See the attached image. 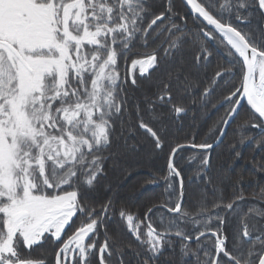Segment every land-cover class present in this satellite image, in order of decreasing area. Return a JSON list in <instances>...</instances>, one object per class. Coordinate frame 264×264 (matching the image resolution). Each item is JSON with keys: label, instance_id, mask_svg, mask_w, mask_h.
<instances>
[{"label": "snow or ice", "instance_id": "obj_1", "mask_svg": "<svg viewBox=\"0 0 264 264\" xmlns=\"http://www.w3.org/2000/svg\"><path fill=\"white\" fill-rule=\"evenodd\" d=\"M254 19L264 21V0H0V264H47L22 254L45 243H54L52 264H126L131 244L112 241L107 228L99 240L117 215L144 249H132L135 264H155L173 238L185 256L195 241L197 264H264V191L253 199L237 182L231 192L214 187L211 203L202 194L195 212L182 207L175 158L186 147L201 149V170L208 169L211 143L170 148L163 177L170 195L143 219L111 198L97 207L89 196L106 175L105 162L118 163L132 115L155 148L167 147L152 125L162 115L157 109L185 112L173 98L194 81L168 66L186 45L196 48L191 63L200 69L216 50L227 57L200 90L209 103L222 89L217 103L226 111L216 136L242 119L241 128L260 130L253 142L264 151V27L253 28ZM152 45L150 54L138 51ZM140 55L132 69L161 73L157 91L142 101L130 97L121 71ZM130 83L138 86L135 77Z\"/></svg>", "mask_w": 264, "mask_h": 264}, {"label": "trees", "instance_id": "obj_2", "mask_svg": "<svg viewBox=\"0 0 264 264\" xmlns=\"http://www.w3.org/2000/svg\"><path fill=\"white\" fill-rule=\"evenodd\" d=\"M164 2L165 0H157L158 4ZM177 2L179 3V0ZM189 25L191 26V21ZM252 27H264V21L254 19ZM154 47L155 45L139 48L138 51L142 54H150ZM195 51L194 46L186 45L177 54L175 61L168 66L170 71L180 70L181 73L189 74L194 81V86L174 95L175 106L184 107L185 112L177 115L171 110L172 106L157 109L162 115L159 121L152 126L154 130L159 129L158 134L165 139L167 147L155 148L152 138L136 126V117L132 115L130 120L124 124L118 163L114 164L111 159L105 162L106 175L100 179L96 189L89 193L91 201L97 207L111 198L117 202V207L123 205L126 210L139 214L143 219V213L147 207L160 204L170 195L163 181V177L168 175L166 153L170 148L177 143L190 145L207 142L212 144L217 140V125L226 111L225 107L216 109L222 89L217 90V95L212 97L209 103L201 102L200 90L207 83L208 76L212 75L213 69L223 65L226 59L214 52L213 57L210 58L212 63L207 68L200 69L191 63ZM143 58H145L144 55L130 57L129 64L121 69L122 73L127 72L129 76L128 93L130 97L140 101L143 100L145 94L152 95L157 91L156 77L161 75L159 72L153 75L154 70L151 69L148 76H152V79L149 80L145 79L147 77L145 74L141 76L140 72L134 71L131 68V59ZM181 64H183L182 68ZM133 77L137 79V87H133L130 83ZM173 91L175 93V88ZM213 104H216V107H213ZM146 122H148L147 118ZM242 123V119H236L222 144L208 152L211 165L208 169L201 170L200 160L204 152L184 149L177 154L175 163L184 178L185 202L183 207L188 211L198 210V202L202 194H206L208 202L211 203L214 187H218L221 191L231 192L233 185L239 182V188L246 196L253 199L264 191V172L259 170V166L264 164V151L258 149L253 142L261 140L260 130L250 126L241 128ZM242 139L243 144L240 143ZM237 151L240 153L239 157L236 156ZM178 187V178H173V188L178 189ZM156 215L160 216L163 213ZM154 226L159 228L155 221ZM105 228L112 241L131 244L132 249L144 253L142 246L120 221L118 215L112 217L106 225L100 228V241L104 239ZM184 228L186 231H192L193 225L188 222L184 224ZM188 243L192 251L185 256L181 242L173 238L171 245L164 247L155 264H197V256L194 254L197 245L195 242ZM53 249L54 243H45L43 246H34L33 249L25 248L22 254H30L34 259L45 258L47 264H52ZM132 249L125 248L124 250L126 264L129 261L135 264L136 258L132 254ZM44 253L46 256L43 255ZM200 256H203L202 252Z\"/></svg>", "mask_w": 264, "mask_h": 264}, {"label": "water", "instance_id": "obj_3", "mask_svg": "<svg viewBox=\"0 0 264 264\" xmlns=\"http://www.w3.org/2000/svg\"><path fill=\"white\" fill-rule=\"evenodd\" d=\"M150 70H151V69H150ZM150 70H149V72H150ZM149 72H148V73H145L146 76L149 75ZM245 106H246V107H249V106H247V105H245ZM222 107H224V106H222L221 104H219L218 107H217L216 109H220V108H222ZM249 110H250V108H249ZM234 121H235V120L229 122V126L225 129V135H224L223 137H218L219 140H221L222 142L224 141V139L226 138V135H227V133H228V130H229V128L231 127V125L233 124ZM222 142H219V143H218L217 140H216L214 143H212V144H213V147H212L211 149H208L207 151H208V152L213 151V150L216 149L218 146H220V145L222 144ZM184 149H190V150H194V151H197V152H204V150H201V149H194V148H191V147H186V148H184ZM184 149H182V150H184ZM178 179H179V178H178ZM184 202H185V195H184L183 205H184ZM183 205H182V207H183ZM74 219H75V218H74ZM190 242H195V241H190Z\"/></svg>", "mask_w": 264, "mask_h": 264}, {"label": "flooded vegetation", "instance_id": "obj_4", "mask_svg": "<svg viewBox=\"0 0 264 264\" xmlns=\"http://www.w3.org/2000/svg\"><path fill=\"white\" fill-rule=\"evenodd\" d=\"M215 53H217L219 56H221L222 58H225V59H227V57H226V55H225V53L223 52V51H220V50H216V51H214ZM212 58V57H211ZM215 60H213V62H214Z\"/></svg>", "mask_w": 264, "mask_h": 264}, {"label": "rangeland", "instance_id": "obj_5", "mask_svg": "<svg viewBox=\"0 0 264 264\" xmlns=\"http://www.w3.org/2000/svg\"><path fill=\"white\" fill-rule=\"evenodd\" d=\"M134 71H136V72H140L139 67L137 66V68L134 69Z\"/></svg>", "mask_w": 264, "mask_h": 264}]
</instances>
